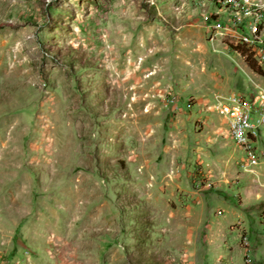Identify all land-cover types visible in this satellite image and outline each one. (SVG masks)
<instances>
[{"label": "rangeland", "instance_id": "obj_1", "mask_svg": "<svg viewBox=\"0 0 264 264\" xmlns=\"http://www.w3.org/2000/svg\"><path fill=\"white\" fill-rule=\"evenodd\" d=\"M216 12L0 0V264H264V144L211 111L264 58Z\"/></svg>", "mask_w": 264, "mask_h": 264}, {"label": "built area", "instance_id": "obj_2", "mask_svg": "<svg viewBox=\"0 0 264 264\" xmlns=\"http://www.w3.org/2000/svg\"><path fill=\"white\" fill-rule=\"evenodd\" d=\"M212 3L218 10L215 15L226 14L236 41L251 47L255 57L263 60L264 4L258 0H212ZM211 107L224 121L229 140L253 166L255 148L264 144V96L233 95Z\"/></svg>", "mask_w": 264, "mask_h": 264}, {"label": "trees", "instance_id": "obj_3", "mask_svg": "<svg viewBox=\"0 0 264 264\" xmlns=\"http://www.w3.org/2000/svg\"><path fill=\"white\" fill-rule=\"evenodd\" d=\"M244 63L246 65V67L254 74L256 75H261L260 70H258V68L255 67V63L249 59V57L247 56L244 60Z\"/></svg>", "mask_w": 264, "mask_h": 264}, {"label": "crops", "instance_id": "obj_4", "mask_svg": "<svg viewBox=\"0 0 264 264\" xmlns=\"http://www.w3.org/2000/svg\"><path fill=\"white\" fill-rule=\"evenodd\" d=\"M254 166V165H253Z\"/></svg>", "mask_w": 264, "mask_h": 264}]
</instances>
